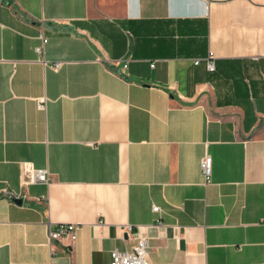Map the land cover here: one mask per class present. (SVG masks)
<instances>
[{
	"label": "crops",
	"instance_id": "1",
	"mask_svg": "<svg viewBox=\"0 0 264 264\" xmlns=\"http://www.w3.org/2000/svg\"><path fill=\"white\" fill-rule=\"evenodd\" d=\"M128 224L151 264H264V0H0V264H106Z\"/></svg>",
	"mask_w": 264,
	"mask_h": 264
},
{
	"label": "built area",
	"instance_id": "2",
	"mask_svg": "<svg viewBox=\"0 0 264 264\" xmlns=\"http://www.w3.org/2000/svg\"><path fill=\"white\" fill-rule=\"evenodd\" d=\"M42 36V35H41ZM42 41L45 44L46 39L42 36ZM42 43V44H43ZM43 45L36 48V51L39 53H42ZM199 60H195L194 63L198 64ZM206 65L208 66L209 71H213L215 64L213 62V54L211 53L206 58ZM150 66L153 67L154 63H150ZM53 69H57L60 67V63L56 61L54 64L51 65ZM123 67L126 69L127 64L124 62ZM47 98L42 97L38 103L37 107L39 109H44L45 107V101ZM212 157L205 154L202 161H200V170L202 171V177L204 183L210 182V176L212 174L211 165H212ZM23 184H30L34 182L39 183H47L50 177V173L48 169H36L34 165H32L29 162H23ZM153 212L159 211V207L154 205L152 207ZM79 225L77 222H62L60 224H56L55 226H52L51 223L47 225V243L48 245L52 246L54 245V242H59L62 245H64L66 248H71L76 241L77 237V231L79 230ZM143 227L134 228L130 226V224L125 226V229L123 230L127 235L129 233L135 234L136 237V243H134L132 246L129 247V249H126L124 251H118L116 249L113 251L112 257L110 261L106 264H151L149 260V252H147V242L148 239L146 235L144 234ZM51 253L53 254L54 251L51 249Z\"/></svg>",
	"mask_w": 264,
	"mask_h": 264
},
{
	"label": "water",
	"instance_id": "3",
	"mask_svg": "<svg viewBox=\"0 0 264 264\" xmlns=\"http://www.w3.org/2000/svg\"><path fill=\"white\" fill-rule=\"evenodd\" d=\"M16 201H19V200H16Z\"/></svg>",
	"mask_w": 264,
	"mask_h": 264
}]
</instances>
